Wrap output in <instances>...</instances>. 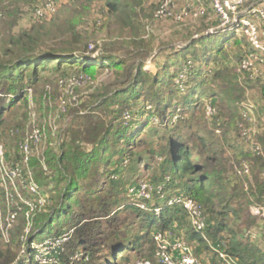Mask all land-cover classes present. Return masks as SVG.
Here are the masks:
<instances>
[{
  "label": "trees",
  "instance_id": "obj_1",
  "mask_svg": "<svg viewBox=\"0 0 264 264\" xmlns=\"http://www.w3.org/2000/svg\"><path fill=\"white\" fill-rule=\"evenodd\" d=\"M19 1L25 5L29 0ZM100 1L107 8V17L102 26L106 28L112 23L116 24L136 47L134 50L141 49L131 63L110 51L89 49V43L78 29L81 15L87 13L93 3ZM34 4L35 0H32L31 6L34 7ZM132 15L127 0H69V3L59 5L51 18H34L30 29L10 33L1 42L0 95L5 97V102L0 105V126L4 123L5 113L18 103L28 108L31 87L45 81L49 75L58 81L67 68H77L79 73L91 75L100 69L111 75L109 82H97L98 88L88 95L93 106L80 117L86 119L84 124L61 135L43 154L45 168L40 169L35 178L40 187L52 186L49 194L41 192L45 201L35 210L31 230L25 235L27 256L18 264H133L128 255L131 251L135 252L139 261L161 264L155 255L153 239L157 231L166 232L170 238H179L189 244L194 255L205 264L210 262H204L200 255L210 253L211 264H224L212 245L221 248L241 264H264V249L250 236L240 237L229 228L227 217L230 214L238 217L239 212L224 194L213 189L215 184L223 188L225 181L220 171H208L207 165L205 167L215 157L200 151L194 154L185 139L174 132L176 125L184 120L182 116L186 110L194 108L200 100L204 101V117L207 102L215 108L213 119L216 129L220 128L217 124L220 115L217 101H225L229 108L232 99H237L231 91L243 86L237 74L227 72L248 51L247 41L230 30L207 33L208 28H205L198 39L191 36L187 43L174 50L173 55L152 62L154 70L151 71L144 68V58L149 50L145 44L140 45L141 40L138 41L140 34L135 32ZM233 45L237 47L236 53H223L224 49ZM239 73L246 80L259 78H251L247 72ZM261 80L264 93V80ZM209 83L217 85L219 90L208 96L201 88ZM177 109L182 116L172 121L171 117ZM125 114L128 115L126 119ZM137 115L145 117L134 121ZM238 116L240 119V111ZM87 118L96 119L97 123ZM153 118L157 121V131L162 129V135L156 136L158 143L150 149L149 154L154 156L161 149L164 156L156 168L150 161L145 162V169H152V177L148 180L154 187L162 186L165 198L180 195L198 202L206 218L203 233L194 230L183 207L167 205L156 191L151 198L141 200L145 208L137 205V200L128 193V188L136 182L126 185L127 181L121 176L122 168L129 161L126 153L131 144L138 143L139 135L145 132ZM86 141L90 143L89 148L84 147ZM133 159L138 161L139 157ZM99 162L113 167L105 177L109 189L107 198L100 195L99 190H84L81 182L87 178L92 165ZM81 194L88 198L86 208L93 214L102 212L109 216L121 209L131 212L137 220L135 230L122 237L113 233L115 240L107 243L108 253L103 258L96 257L95 251L84 253L76 249L67 253V241L55 245L49 252L33 247L45 240L60 239L73 228L66 229L61 224L73 220V206L84 207L79 198ZM156 207L160 208L158 213L154 211ZM62 216L65 220L60 218ZM55 220L56 228L53 224ZM225 231L227 234L224 236ZM223 237L225 240L221 239ZM76 238V245H81L83 242L78 240V236ZM5 260L3 264H10Z\"/></svg>",
  "mask_w": 264,
  "mask_h": 264
},
{
  "label": "rangeland",
  "instance_id": "obj_2",
  "mask_svg": "<svg viewBox=\"0 0 264 264\" xmlns=\"http://www.w3.org/2000/svg\"><path fill=\"white\" fill-rule=\"evenodd\" d=\"M2 1L0 0V11L2 13L0 19V45L3 39L10 33L30 29L34 19L32 0L25 2L26 4L28 3V6L25 4L28 8L19 0ZM127 1L133 11L132 16L135 32L140 34L138 41L141 40L140 45L145 44L149 50L146 54L147 56L144 58V68L151 71L154 70L151 64L152 62L155 60V62H159L165 56L173 55L174 50L187 43L191 36L198 39L201 35L200 33H203L205 28H215L220 24L218 17L212 11H209L205 17H200L195 20L186 19L181 23L171 20H155L153 13L161 0ZM259 1L251 0L249 5L257 4ZM66 3H69V0H59V5ZM181 4L183 5L184 1ZM16 9L18 10L16 11ZM106 17L107 8L105 3L101 1L95 2L90 6L87 13L81 15L78 29L83 33L89 43V49L95 48L99 52L102 50L105 52L110 51L120 59H126L131 63L135 60V55L141 52V49L134 50L136 47L130 43L131 40L126 39L125 33H121L116 24L112 23L104 28L102 22ZM97 23L101 25L99 24L97 26ZM230 51L236 53L237 47L235 45L229 46V48L224 49L223 53L229 54ZM223 53L221 54L223 55ZM78 71L77 68H67L63 77L78 76V74H81ZM231 72L237 74L238 79L240 78V85L243 87H238L235 91H231L232 95L237 98L232 99L231 107L229 106L228 108L225 101H217V108L220 113L217 124L220 127L218 128L220 133L215 132L216 121L214 122V117L205 119L202 107V102L204 101L201 100L194 108L186 110V114L182 116L184 120L176 125L177 128L174 132L180 134L185 139L188 147L194 154L200 151L204 155L208 154L211 157H215L210 163L205 164V167L207 165L206 168L208 171H220L221 177L225 178V181L222 183L223 188L215 184L213 189L224 194L230 200L232 207L239 212L238 217L232 214L227 217L229 228L235 231L240 237L250 236L255 243L264 249L262 238L263 220L253 214V206L255 204L264 206L263 84L260 78L254 80L244 79L245 76L236 71V63L230 66L227 73L231 75ZM86 75L94 81L93 85L87 80L84 83L69 87L66 91L58 85L57 78L55 79V77L49 75L45 81L31 87L28 108L18 103L5 113L4 123L0 126V144L4 148L6 164L8 166L18 167L22 171V174L25 173L27 168L30 169L36 181L35 177L39 175L40 169L43 170L45 168L43 164V154L45 151L58 138L60 139L61 135L76 130L79 125L84 124L86 119L84 120L80 117L85 114L89 107L93 106L87 98L88 95L92 94L98 88L97 82H109L111 80V75L105 70L97 69L93 75ZM211 84H204L201 88V91L205 90L208 96L212 93H217L219 90L217 85ZM240 92L241 94L238 96ZM73 98L80 103L78 105L73 104L71 102ZM174 98L176 101L179 100L176 96ZM61 99L70 102L65 113H59ZM4 102L5 97L0 95V105ZM177 102L179 103V101ZM205 102H207L206 99ZM243 110L248 111V115L247 117H241L239 119L238 113ZM90 115L93 116L92 114ZM232 115L235 117H232ZM143 117L145 115L141 117L137 115L134 117V121L143 120ZM100 118L102 117L100 116ZM92 122L97 123L96 119H93ZM155 123L157 124V121L154 118L150 120L144 130L145 132L139 135L138 143L131 144L127 150L126 154L129 157V161L126 167L122 166L123 168L121 170V176L127 181L126 185L135 183L140 179L149 181L148 179L152 177V169H145V162L150 161L149 163L151 165L153 164V168L159 167L161 158L164 156L162 150L160 149L154 156L149 154L150 149L155 148L158 143L156 136L162 135V129L157 131ZM239 123H243L250 131V140L244 141L241 139L237 126ZM33 126H37L43 131V138L41 142L31 148L32 150L29 152L27 164L19 154L18 142L31 131ZM48 133H50V136L47 135ZM201 139L202 142H200ZM255 142L261 146V154L257 155L252 152L251 146ZM84 147L89 148L90 143L87 142ZM136 157H139L138 161L133 159ZM242 160L247 161L250 165L251 173L248 177L235 176V167ZM109 169L112 171L113 167L104 165L102 162L94 163L87 178L81 181L83 189L99 190L100 195H104L107 198L108 195L106 193L109 189L105 177ZM15 183H19L18 178ZM36 183L42 193L49 194L51 184L48 187H40L37 181ZM8 190H11L9 194H12V197L6 199L4 189H0V214L4 217L7 214L8 208L17 210L18 214L8 232H3V236L0 232V264L4 263L5 258H7L6 260L10 264H18L22 258L27 256V253L23 252V249L27 245L25 235L27 236L31 229H28L27 221L29 218L32 220L34 216L26 217L24 204L12 187H8ZM22 195L29 200L36 198L35 195L28 192H22ZM79 198L84 207L73 206L71 210L73 220L64 221L61 224L66 229L73 227L66 233L68 234L67 244L65 246L66 251L67 253L73 252L76 249H80L84 253L87 251H95L97 252L96 257L103 258L108 253L107 243L110 240H115L113 233L122 237L130 231H134L137 220L131 212L124 209L118 210L109 216H105L104 213L99 211L98 214H93V211L88 212V208H86V204H89L88 198L82 194ZM215 208L218 210L217 204ZM67 217L69 219L70 215L68 214ZM60 218L65 220L64 216ZM56 221L53 223L55 228L58 226L56 225ZM26 230L29 231L25 234ZM225 234H227V231L223 232L222 235L225 236ZM76 236H78V240L80 239L83 242L81 245H76ZM221 239L225 240L224 237ZM81 251H78V253ZM128 255L130 262L134 263L139 261L137 260L135 252L131 251ZM211 255V253L210 255L201 254L200 258L204 262L209 261L211 264ZM155 261L158 263L157 260Z\"/></svg>",
  "mask_w": 264,
  "mask_h": 264
},
{
  "label": "built area",
  "instance_id": "obj_3",
  "mask_svg": "<svg viewBox=\"0 0 264 264\" xmlns=\"http://www.w3.org/2000/svg\"><path fill=\"white\" fill-rule=\"evenodd\" d=\"M184 1L182 5L181 2ZM251 0H161L156 7L153 18L155 20L165 21L171 20L174 22H183L186 19L195 20L203 17L207 14L208 10L218 17L220 24L217 27H209L207 33H214L217 31H233L238 36H243L248 44V51L236 62L237 72H247L251 78L259 77L264 80V0H260L257 4H250ZM59 0H35L33 7V16L35 19H48L56 12ZM2 13L0 11V19ZM92 81L86 74H78V76L72 77H60L58 85L64 88V91L69 87L75 86V84L84 83V81ZM73 104H77L76 99H72ZM69 101L61 99L59 104V113H65ZM216 114V110L209 102L205 105V117L210 119ZM248 111L243 110L241 117H247ZM182 116L179 109L173 113L171 120L175 121L178 117ZM128 118V115H124V119ZM238 129L239 135L242 140L248 141L251 139V133L243 123H239ZM215 132H219L216 129ZM42 140V130L33 126L24 137L18 142L19 154L23 160L28 162L29 152L34 145H37ZM251 150L254 154H261V146L258 143H253ZM28 164V163H27ZM126 164V161H125ZM235 175L238 177L250 176V165L247 161L242 160L238 166L235 167ZM19 179V183H15L16 179ZM9 184V185H8ZM15 191L21 202L26 208V217L34 215L38 206H41L45 199L33 178V172L30 169H26L25 173L16 167H11L6 164L4 148L0 144V189H4L6 199L12 197L9 194L11 190ZM160 194L161 198L165 200L167 205H179L187 212L189 222L194 230L203 233L206 227V218L202 206L195 200L180 195H172L165 198L162 194V186L158 185L154 187L149 181L140 179L135 185L128 188V193L132 199L137 200V205L141 208H145V204L141 200L151 198L153 192ZM22 192H28L35 195L36 198L29 200L22 195ZM264 204V197H263ZM159 207L154 208V211L158 213ZM253 214L259 216L262 220V238L264 243V206L255 204L253 206ZM17 210L8 208L7 214L2 217L0 214V232L2 236L3 232H8L12 227V223L17 217ZM28 229L32 227V220L29 218ZM31 230V229H30ZM29 230H26L25 234ZM156 252L155 255L161 264H205L200 261L193 253L192 247L177 238L172 239L168 233L157 231L153 236ZM67 240V235L64 234L60 239H49L42 243L34 244L33 247H37L40 250L44 249L49 252L52 247L58 245ZM212 249L217 252L221 261L224 264H241L235 260V258L227 255L221 248L212 245ZM26 253V248L23 249ZM130 264V263H127ZM133 264H151L150 261H138ZM219 264V263H214Z\"/></svg>",
  "mask_w": 264,
  "mask_h": 264
},
{
  "label": "crops",
  "instance_id": "obj_4",
  "mask_svg": "<svg viewBox=\"0 0 264 264\" xmlns=\"http://www.w3.org/2000/svg\"><path fill=\"white\" fill-rule=\"evenodd\" d=\"M22 3V2H21ZM25 6V5H24ZM26 7V6H25ZM26 8H28V7H26ZM211 10V9H210ZM263 247H264V243H263Z\"/></svg>",
  "mask_w": 264,
  "mask_h": 264
}]
</instances>
